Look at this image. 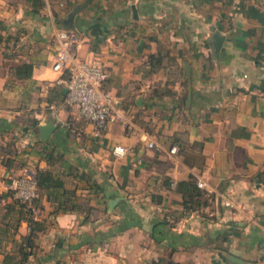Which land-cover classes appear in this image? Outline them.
Returning <instances> with one entry per match:
<instances>
[{
  "label": "crops",
  "instance_id": "crops-1",
  "mask_svg": "<svg viewBox=\"0 0 264 264\" xmlns=\"http://www.w3.org/2000/svg\"><path fill=\"white\" fill-rule=\"evenodd\" d=\"M43 1L0 0V209L12 175L61 182L31 204L44 227L26 264H264V0ZM58 29L128 123L95 133L64 103Z\"/></svg>",
  "mask_w": 264,
  "mask_h": 264
},
{
  "label": "built area",
  "instance_id": "built-area-1",
  "mask_svg": "<svg viewBox=\"0 0 264 264\" xmlns=\"http://www.w3.org/2000/svg\"><path fill=\"white\" fill-rule=\"evenodd\" d=\"M55 37L58 48L51 62V68L65 75L56 78V81L63 84L65 88L64 103L70 106L79 118L91 123L95 133L106 130L113 121L128 123L125 115L117 107L116 97L102 86L107 76L104 68L98 63L79 58L75 54L72 47L77 48L79 41L68 30L58 29ZM147 145L155 149L159 148L152 141H148ZM174 150V146L169 149L170 152ZM127 151H131V148L119 145L111 148V152L118 157L123 156ZM196 184L204 187L202 180H197ZM7 187L13 196L30 204L36 196L35 171L26 170L10 176ZM224 203L231 204L228 200H224Z\"/></svg>",
  "mask_w": 264,
  "mask_h": 264
},
{
  "label": "trees",
  "instance_id": "trees-1",
  "mask_svg": "<svg viewBox=\"0 0 264 264\" xmlns=\"http://www.w3.org/2000/svg\"><path fill=\"white\" fill-rule=\"evenodd\" d=\"M31 8H39L44 4L43 0H24ZM1 28V22H0ZM2 34L0 30V40ZM160 55L151 54L150 58L155 60L160 59ZM30 68L29 64L21 63L15 66V73L17 74L20 69ZM36 196L33 198L30 204L21 199L13 196L10 191V200L6 201L0 209V264H26L29 256L34 249V237L36 233L43 229L44 224L41 220L33 217L31 204H37L38 196L48 186L59 187L61 182L58 179H52L49 177L47 170H36ZM51 180V181H49ZM190 194H198V190L195 188V182L189 181ZM51 197V196H49ZM60 210H65L64 206L58 205ZM21 219H24L27 224V232L23 235L15 237L17 225ZM9 243V247H6Z\"/></svg>",
  "mask_w": 264,
  "mask_h": 264
},
{
  "label": "water",
  "instance_id": "water-1",
  "mask_svg": "<svg viewBox=\"0 0 264 264\" xmlns=\"http://www.w3.org/2000/svg\"><path fill=\"white\" fill-rule=\"evenodd\" d=\"M88 1L89 0H84V2L80 5V7L84 6L85 3ZM77 9H78V6H73L72 11L69 13V15H72L73 11H76ZM211 37H212V40H211L212 45L216 51L218 49L220 43H221L222 35L218 34L217 32H213ZM186 73H187V71H186ZM64 90H65V88H63V91ZM53 127H54V124H53V122H50V121H46L43 124H38L37 128H38V132H39V137L43 138V139L47 138L49 133L53 129ZM115 201H116V198L110 199L108 201L109 207H112L113 204L115 203ZM229 258H230V260L237 262L239 264L243 263V261L240 258H237L235 256L229 255Z\"/></svg>",
  "mask_w": 264,
  "mask_h": 264
}]
</instances>
